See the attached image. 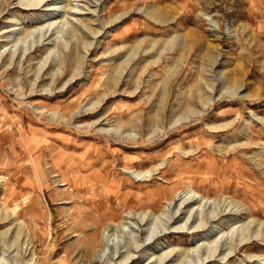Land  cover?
<instances>
[{"label":"rangeland","instance_id":"rangeland-1","mask_svg":"<svg viewBox=\"0 0 264 264\" xmlns=\"http://www.w3.org/2000/svg\"><path fill=\"white\" fill-rule=\"evenodd\" d=\"M48 3L0 0V264H110L148 236L131 212L160 214L179 191L237 208L233 228L229 213L213 219L226 250L242 222L264 223V0ZM32 129L84 161L74 144L99 147L104 179L123 188L73 182L60 152L35 166ZM204 233L154 237L133 264L171 249L162 264H264V236L198 262Z\"/></svg>","mask_w":264,"mask_h":264},{"label":"bare ground","instance_id":"bare-ground-1","mask_svg":"<svg viewBox=\"0 0 264 264\" xmlns=\"http://www.w3.org/2000/svg\"><path fill=\"white\" fill-rule=\"evenodd\" d=\"M48 1L49 0H20V2H22V4H24V7L27 9L28 8L29 9L37 8V9H41V11L53 10L54 4L48 3ZM157 10L158 9L153 8L152 13L157 12ZM48 33H50V32H48ZM48 33L46 34L47 36H48ZM98 33H99V31L97 32V34ZM39 37H40V35H39ZM43 38L44 37L40 38V43L44 42L45 39L43 40ZM77 115H79V114L77 113ZM90 124H92V123H90ZM131 170H133V169H131ZM158 170H156V171H158ZM134 172H136V171H134ZM146 172H148V170ZM141 173H138V175ZM205 198L206 197L202 196L201 194H198L194 190H190V192L187 191L186 193H181L179 191V193L175 194V196L172 197V199H170V200L168 199L169 200L168 205H166L167 207L165 206L166 209H164V211H162V213L157 214L152 210H150V211L136 210V211L131 212L130 217L131 218L132 217L137 218V221L135 222V224L137 223V225L140 228L145 226V230L148 231V236L146 235V238H145V241L143 244H147L154 237H157V236L159 237L163 234L166 235L167 233H170V232H186L187 234H192L194 232L196 233L197 231H201V230L204 231L205 233H204V236H202V238H204L205 240H204V242L201 243L200 247L197 246L198 247V260H197L198 262H203V261L208 260L209 258H216V257H219L218 258L219 260H223V259L227 258L230 253L234 252V250H236V248H238V246L241 243L246 242V241H248L254 237L257 238L259 236H264V223L262 222L261 224H258L259 226L256 223L255 225H257L258 227H254L255 225L253 223L256 222L255 221L256 219L252 218V220H249L248 222H246L245 225L242 222L241 226H244V227H241L240 229L237 230V232H236L237 235L236 236L234 235L235 237H233V236L229 237V238H231L230 244H229V250H226L225 248H223V244L220 242L219 237L218 236L214 237V231L216 230V228H218V226L221 225V223H215L214 224L213 219L218 217V216L220 219L221 216L229 213V214H231V215H229L231 217H229V219L227 221L234 220V222L232 221V223L230 225L233 228L234 226H236L237 220H235V218L238 215L239 211L238 212L236 211L237 208L235 209V211H230L233 208L230 207V210H228L227 209L229 207L228 206L227 208H224L223 210H220L217 212L216 211L217 209L215 207L216 206L215 201H213L211 198H210L211 200H209L208 198H206V199ZM212 204H215V205H213L212 209H209ZM207 205H208V207H206ZM238 210H239V208H238ZM157 219L158 220L161 219V222L159 221L160 226L159 225L156 226V220ZM125 223H123V224H125ZM252 224L254 225L253 227H252ZM237 225L240 226L239 224H237ZM118 226L120 227V225H118ZM115 228L117 229V227H115ZM245 229L248 231H245ZM135 231H137V230L135 229ZM6 232H8V231H6ZM17 233H18V231H17ZM135 235H136V233H135ZM220 236L222 237L221 234H220ZM128 239H130V238H128ZM134 239H136V238H134ZM143 244L136 243L134 250L137 251L138 248H140V249L143 248L142 247ZM144 246H146V245H144ZM197 247H196V249H197ZM131 249H133V248H131ZM114 251H116V250H114ZM133 251L132 252L128 251V252L119 253L116 257L114 256L115 258H110V259H112V263H110V264H133L134 261H138L147 255V253L146 254H139L138 253L139 256H136V253ZM172 252H173V249L162 253V255L160 257H158V258H160V261L158 264H162L161 260L165 261L166 258L170 257ZM177 257H179V256H177ZM146 258L150 259L151 254H148ZM171 259L172 258L170 257L168 259V261H170ZM195 259H196V257H195ZM144 264H146V263H144ZM147 264H150V262H148ZM176 264H180V263H176Z\"/></svg>","mask_w":264,"mask_h":264},{"label":"crops","instance_id":"crops-1","mask_svg":"<svg viewBox=\"0 0 264 264\" xmlns=\"http://www.w3.org/2000/svg\"><path fill=\"white\" fill-rule=\"evenodd\" d=\"M43 132V133H42ZM46 131L44 130H30V133H29V140H31V143L30 145L32 144V146L29 147V150L30 153L32 154L31 156V160L33 161L34 165L37 166V164H40L41 163H48V162H51L52 160V156L53 154H56L58 152L64 154V157L68 160L69 164H71V166H73L74 168V171H76L79 175V178L75 179V181L73 182H76V181H81L82 179H87L88 181H91L93 183H96L100 185V187L102 189H105V191L108 193V195L110 196L113 192H114V189L117 188V190L119 189H122L121 186L123 184H125V181L123 182V180L118 177V179L116 181H114L112 178L109 180L107 179H104V166L105 165H108V163H104V162H107L108 161V158H106L104 156V154L102 155V153L100 152V149L99 147H94L92 148L93 146H90L91 144H86V145H83V146H78L77 144H74V146L76 147L75 149L77 151H80L79 149H84V150H88L89 154H91L92 156V162H88V161H84L82 159V156L85 155V153H80L79 156H77V158H74L75 156H72V155H69L68 152L65 150L66 146L68 144L66 143H62L61 145L57 144V143H52V144H47L43 147V145H40L39 142L44 141L46 143H48L49 141V137H46ZM34 144V146H33ZM75 160H78V161H75ZM110 161V160H109ZM87 165L88 167V170L90 171L87 175L85 176H80V172L84 169V167ZM96 172L95 174H99V179L93 181V179L90 180V176L92 174V172ZM125 171V170H123ZM95 174H93L92 176H94ZM134 178L135 180L134 181H140L142 178H135V176L133 175H129L128 177H126L127 179L128 178ZM145 179H142V180H149L151 179L150 177H144ZM153 178V177H152ZM84 179V180H85ZM105 180V182H104ZM125 180V178H124ZM129 180V179H128ZM133 182V181H132ZM128 197V194H122L120 195V200L118 201L120 204H126V199ZM137 198L139 199L140 198V195H137ZM148 199L151 198V194L148 193V196H147Z\"/></svg>","mask_w":264,"mask_h":264}]
</instances>
